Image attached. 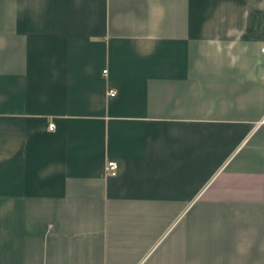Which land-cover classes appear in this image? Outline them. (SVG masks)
Masks as SVG:
<instances>
[{
    "label": "crops",
    "instance_id": "1",
    "mask_svg": "<svg viewBox=\"0 0 264 264\" xmlns=\"http://www.w3.org/2000/svg\"><path fill=\"white\" fill-rule=\"evenodd\" d=\"M262 49L264 0H0V264H264Z\"/></svg>",
    "mask_w": 264,
    "mask_h": 264
},
{
    "label": "built area",
    "instance_id": "2",
    "mask_svg": "<svg viewBox=\"0 0 264 264\" xmlns=\"http://www.w3.org/2000/svg\"><path fill=\"white\" fill-rule=\"evenodd\" d=\"M262 50H264V49H262ZM116 93L115 92H111V95L112 96H114ZM54 127H55V125L54 124H51L50 125V129L52 130V129H54ZM117 169H118V164H117V162H115V161H109L108 162V164H107V171H108V173H110V174H115L116 173V171H117Z\"/></svg>",
    "mask_w": 264,
    "mask_h": 264
}]
</instances>
